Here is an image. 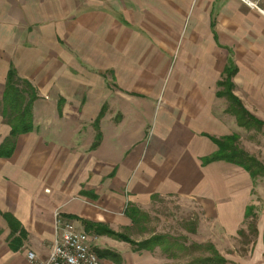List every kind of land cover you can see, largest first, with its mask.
I'll list each match as a JSON object with an SVG mask.
<instances>
[{
    "label": "crops",
    "instance_id": "0c3cea01",
    "mask_svg": "<svg viewBox=\"0 0 264 264\" xmlns=\"http://www.w3.org/2000/svg\"><path fill=\"white\" fill-rule=\"evenodd\" d=\"M250 1L0 0V98L9 66L36 94L31 129L0 156V264L44 258L55 212L95 236L99 264H185L187 240L237 234L258 180L202 158L235 134L264 165V125L238 126L224 95L264 123V0ZM8 130L0 117V142ZM162 209L194 226L149 228ZM101 228L168 242L135 250Z\"/></svg>",
    "mask_w": 264,
    "mask_h": 264
},
{
    "label": "trees",
    "instance_id": "16d2710c",
    "mask_svg": "<svg viewBox=\"0 0 264 264\" xmlns=\"http://www.w3.org/2000/svg\"><path fill=\"white\" fill-rule=\"evenodd\" d=\"M227 78L228 75L222 82L225 85H230ZM224 95L229 100L230 105L232 106L230 107L229 105L228 110L232 112L233 115H235V117H237L238 119H240V116H242L243 118L245 117L249 120L245 123L242 122V125L248 126L250 125L249 122L251 124H254L255 126L264 125L263 122L249 114L240 105L238 99L233 96L230 91L227 90L226 92H224ZM35 97V90L30 82L24 78H20L19 76H17L14 69L9 66L4 78L3 90L0 98V117L3 122L8 125L9 130L7 135L0 142V156H7L10 154L16 135L27 132L31 129V104ZM211 139L216 144L217 148L213 154L202 158V162L223 159L243 168L248 173L252 181H254V179H256L257 177H264V165L257 158L248 154L237 146V136L235 134L225 135L220 138L212 137ZM243 217L245 219L248 217H252L254 220V205L247 204L245 206ZM250 228L251 230H254V227L251 226ZM97 231L113 236L117 239L128 241L131 245L134 246L133 248L135 250L141 248L149 249L153 244L161 241V239L163 242H168V238H162L161 236H151L141 241L133 242L126 236L120 233L113 232L109 229L101 228ZM261 237L264 245V228L262 229ZM207 249H209L210 255L196 258V261H202L207 264L224 263V258L216 255L217 253L211 245H209ZM165 251H167L166 246ZM95 252H97V255L99 256L104 255L101 251L95 250ZM166 254L172 255L173 253ZM112 255L113 258H116L115 254L112 253Z\"/></svg>",
    "mask_w": 264,
    "mask_h": 264
},
{
    "label": "rangeland",
    "instance_id": "374dc122",
    "mask_svg": "<svg viewBox=\"0 0 264 264\" xmlns=\"http://www.w3.org/2000/svg\"><path fill=\"white\" fill-rule=\"evenodd\" d=\"M234 119L237 125L242 126L243 128H251V126L254 125L250 122V125L248 126L242 125V122L245 123L249 121L247 118H243L242 116H240V119H238L234 115ZM256 179L258 181L256 182L255 187H253V189L251 188V204L254 205L255 212L254 220L252 217H248L246 219L243 218V221L237 230V234L232 237L216 236L214 233H219L220 231L209 229L208 233L212 236V244L216 247L217 250L211 243H209V241H204L201 243H191V241L187 240V250H176V262L186 261L185 264H207L202 261H196V258L210 255L209 249H207V247L211 245L217 253L216 255L224 258L225 261L223 264H264V245L262 242V237L260 236L261 228L258 225L259 218H264V177H257ZM171 213L169 214L166 212V210L163 209L160 210V212L158 210L151 213L150 215L151 217H154V220H148L147 226L149 228H151L152 226L156 227L157 230L159 229L165 234L169 233V235L174 238L182 239V229L184 230L190 225L194 226V222L193 220H189L184 217L181 213H178V211L177 213L175 212L172 215ZM169 218L170 221H168ZM251 226L254 227V230H251ZM129 235L132 238L137 239L141 235V231L137 230L136 228H132L131 231H129ZM177 242L180 243V241L178 240Z\"/></svg>",
    "mask_w": 264,
    "mask_h": 264
},
{
    "label": "built area",
    "instance_id": "2783aa9c",
    "mask_svg": "<svg viewBox=\"0 0 264 264\" xmlns=\"http://www.w3.org/2000/svg\"><path fill=\"white\" fill-rule=\"evenodd\" d=\"M255 6V1L243 0ZM94 235L77 230L71 223L61 221L55 212V238L44 258H36L28 250L25 257L33 264H99L91 248Z\"/></svg>",
    "mask_w": 264,
    "mask_h": 264
}]
</instances>
